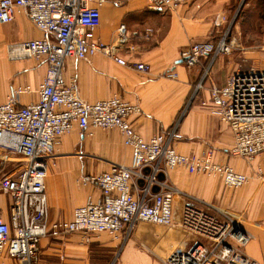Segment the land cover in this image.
I'll return each mask as SVG.
<instances>
[{"label": "built area", "instance_id": "2783aa9c", "mask_svg": "<svg viewBox=\"0 0 264 264\" xmlns=\"http://www.w3.org/2000/svg\"><path fill=\"white\" fill-rule=\"evenodd\" d=\"M196 0H149L151 10L176 8ZM105 0H0V23L11 22L26 12L29 20L44 36L8 44L12 60L47 59L46 75L37 89L31 85L13 88L0 104V151L6 161H25L20 171L0 179V191L13 197L10 221L0 217V256L8 255L18 264H40L39 243L46 236L60 237L75 232H108L127 242L142 222L178 227L172 242L143 243V247L164 264H261L243 253L253 235L229 212L187 200L180 213L174 207L178 189L158 175L176 167L190 173L218 176L226 186L240 188L250 177L228 164L213 160L210 151L187 155L173 145L176 128L169 134L156 133L145 138L133 127L130 118L142 113V107L118 96L95 102L80 96L76 77H65L66 60L84 59L103 52L121 65L148 72L144 62L130 63L118 55V47L129 42L122 24L115 42L105 43L96 36ZM223 19V18H222ZM223 21V20H222ZM229 29L213 46L196 42L181 50L180 58L188 67L203 57L216 58L230 53ZM153 34L147 28L144 38ZM135 49L134 47H130ZM213 58V60H214ZM208 67L195 88L204 87ZM177 79L174 69L164 73ZM36 92L38 99L22 104V95ZM211 99L218 107L220 119L235 133L232 154L253 160L264 152V69L251 67L232 75L224 86L210 88ZM80 130L81 140L94 134V129H117L132 150L130 165L114 163L111 168L92 175L84 184L94 183L101 192L95 199L89 195L67 221H50L46 178L49 163L63 135ZM150 168V174L144 168ZM139 179H146L140 187ZM153 184L160 191L151 195ZM135 189L140 194L135 193ZM191 237H187V235Z\"/></svg>", "mask_w": 264, "mask_h": 264}, {"label": "crops", "instance_id": "0c3cea01", "mask_svg": "<svg viewBox=\"0 0 264 264\" xmlns=\"http://www.w3.org/2000/svg\"><path fill=\"white\" fill-rule=\"evenodd\" d=\"M216 1L225 0H196L156 11L149 8V0H105L97 38L113 43L119 27L125 24L129 42L118 47V55L130 63H147L150 71L121 65L109 55L98 52L84 59H67L65 77L77 78L80 96L86 101L118 96L140 104L142 113L133 115L130 120L145 138L156 133L169 134L177 127L173 145L178 152L202 155L210 151L215 162L231 165L247 174L250 180L240 188L226 186L218 176L190 173L184 167L171 169L167 175L161 173L158 179L178 189L174 204L177 213L187 200H193L213 211L219 208L236 215L253 235L243 247V253L264 264V152L253 160L232 154L235 133L220 119L210 94L213 85L224 86L232 75L248 71L254 65L241 64L243 53L235 52L222 53L216 58L211 52L193 67L186 66L180 58L181 50L193 43L213 46L218 43L222 35L216 32L222 24L223 11L201 12L202 3L214 5ZM147 28H152L153 34L144 38ZM44 35L24 11L13 21L0 23V104L17 86L29 84L37 89L48 68L47 59H10L7 45ZM228 41L234 43L232 38ZM6 64L8 69L4 67ZM208 67L204 87L191 99L195 85ZM168 69H174L179 77H165ZM37 99L36 92L25 93L22 104ZM1 153L0 179L18 173L23 164L6 161ZM131 162L132 150L117 129H94V134L84 141L77 126L63 135L46 178L50 221L71 220L74 210L83 205L89 195L95 199L101 197L100 189L91 182L84 184V180L109 170L114 163L130 165ZM143 171L150 174L149 167ZM138 184L143 187L146 179H139ZM160 189L158 184H153L151 195ZM135 193L140 194V191L135 189ZM12 204V195L0 191V217L6 221H10ZM121 239L108 232L46 236L39 243L40 264H164L145 249L143 243L157 240L169 243L173 237L155 235L149 226L140 223L127 242ZM0 264H18V261L5 254L0 256Z\"/></svg>", "mask_w": 264, "mask_h": 264}, {"label": "rangeland", "instance_id": "374dc122", "mask_svg": "<svg viewBox=\"0 0 264 264\" xmlns=\"http://www.w3.org/2000/svg\"><path fill=\"white\" fill-rule=\"evenodd\" d=\"M202 4L201 12L203 14L206 11L209 13L223 11L222 24L218 31L217 29L215 31H217L216 34L223 35L229 29L227 40L230 38L234 40L232 51L229 54L232 52L238 55L243 53V57L240 59L241 64L254 65L255 69H264V0H225L224 2L216 1L214 5L210 2ZM7 65H4L6 69L9 68ZM196 86L197 84L195 88ZM194 93L195 89L191 99L197 95H194ZM17 162L25 164L23 160ZM141 224L149 226L151 233L161 237H173V235H176L175 230H178L176 229L178 227L170 229L146 222ZM187 237H191V235L188 234ZM160 241L157 240L153 243H159Z\"/></svg>", "mask_w": 264, "mask_h": 264}]
</instances>
